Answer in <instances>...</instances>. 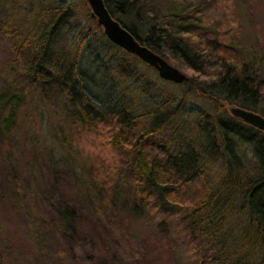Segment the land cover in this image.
Here are the masks:
<instances>
[{"label":"trees","instance_id":"obj_1","mask_svg":"<svg viewBox=\"0 0 264 264\" xmlns=\"http://www.w3.org/2000/svg\"><path fill=\"white\" fill-rule=\"evenodd\" d=\"M45 1L38 3L28 29L20 31L10 19L13 24L5 32L13 34L28 84L49 98L64 99L67 112L73 109L72 118L79 124L105 133L120 163L105 177L110 190L114 193V179L126 174L134 184L135 212L186 209L181 232L191 238L187 240L196 257L192 264H264V131L225 114L220 104L264 118L262 61L243 47L235 31L212 30L200 4L192 7L178 0L103 1L111 17L140 45L204 79L194 85L188 79L180 85L162 81L104 34V48L86 50L84 57L83 41L102 30L91 16L90 25L80 29L84 35L79 50L61 54L56 49L60 28L77 19L82 9L86 15L90 12L84 0L69 4L49 0L56 6L43 5ZM84 58L93 61V72L82 66ZM128 80L130 84H121ZM132 84L136 90H130ZM156 84L161 90H155ZM173 88H182L181 94ZM189 95L203 98L207 109L187 111ZM18 108L17 97L1 89L0 139L14 127ZM182 113L192 117L188 124L195 131L182 120ZM241 145L252 148L248 165L239 153ZM217 162L219 170L210 181L209 171ZM100 168L94 170L96 177ZM110 203L115 204V194L105 205ZM62 219L66 223L68 218ZM199 236L205 238L201 240L207 249L195 245Z\"/></svg>","mask_w":264,"mask_h":264},{"label":"rangeland","instance_id":"obj_2","mask_svg":"<svg viewBox=\"0 0 264 264\" xmlns=\"http://www.w3.org/2000/svg\"><path fill=\"white\" fill-rule=\"evenodd\" d=\"M81 1L64 0L66 4ZM178 1L192 7L200 4L204 22L212 30L235 31L264 69V0ZM39 2L0 0V90H7L19 102L14 127L0 139V264H192L196 257L187 240L191 238L181 232L187 210L153 213L141 208L135 212L138 208L132 200L134 184L129 175L114 179V193L105 183V177L114 174L120 163L101 128L93 131L79 124L72 118L73 109L67 112L64 99L49 98L28 84L29 79L22 74L13 34L6 33L5 27L13 24L11 19L24 32L36 17ZM42 4L56 6L49 0ZM81 11L77 19L59 30L56 49L61 54L75 53L84 35L82 27L90 25L89 13ZM102 37L100 30L83 41L84 57L86 50L104 48ZM166 61L183 73L190 85L204 80L189 68ZM92 62L84 58L81 64L93 72ZM136 86L132 84L130 90ZM161 88L156 84L155 90ZM173 91L181 94L182 88ZM186 101L187 111L207 109L203 98L189 95ZM220 104L231 116L233 106ZM182 114V120L195 131L194 125L188 124L192 117ZM239 153L244 164L253 161L249 145H241ZM98 165L102 173L96 177ZM219 165L217 162L210 169L208 180L217 175ZM195 185L190 186L191 193ZM111 194H115L116 205L107 206ZM197 242L200 249L208 248L205 241Z\"/></svg>","mask_w":264,"mask_h":264},{"label":"water","instance_id":"obj_3","mask_svg":"<svg viewBox=\"0 0 264 264\" xmlns=\"http://www.w3.org/2000/svg\"><path fill=\"white\" fill-rule=\"evenodd\" d=\"M85 2L90 9V16L96 20L110 43L151 67L162 81L177 85L186 81L187 77L183 73L171 66L159 55L140 45L118 21L113 19L103 0H85ZM229 112L232 117L264 131V118L261 115L239 107H231Z\"/></svg>","mask_w":264,"mask_h":264}]
</instances>
